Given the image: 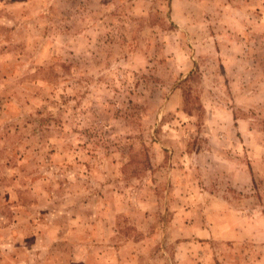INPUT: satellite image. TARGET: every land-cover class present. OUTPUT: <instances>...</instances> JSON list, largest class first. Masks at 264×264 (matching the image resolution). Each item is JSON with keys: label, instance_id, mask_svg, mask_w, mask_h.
Masks as SVG:
<instances>
[{"label": "rangeland", "instance_id": "374dc122", "mask_svg": "<svg viewBox=\"0 0 264 264\" xmlns=\"http://www.w3.org/2000/svg\"><path fill=\"white\" fill-rule=\"evenodd\" d=\"M240 213L211 263L264 264V0H0V264H165Z\"/></svg>", "mask_w": 264, "mask_h": 264}, {"label": "crops", "instance_id": "0c3cea01", "mask_svg": "<svg viewBox=\"0 0 264 264\" xmlns=\"http://www.w3.org/2000/svg\"><path fill=\"white\" fill-rule=\"evenodd\" d=\"M238 216L239 217L234 215V217L231 219L232 222L230 223L232 224V227L229 228L228 233H226L224 236L218 237L217 236L218 233L211 229L200 230V232L196 233V235H198L197 237H199V239L202 240V242L200 243L201 245H198V247L196 248L190 245H186V242H177L175 244L176 252L174 253V258L170 259L169 257L166 256V258H164L163 261L165 262V264H207V263L213 264L210 262L211 250L208 249V246H207L208 242H206L207 240L210 241L213 239H226L228 241L233 240L237 242V241H241L244 239H248V235H249V230L247 229L248 222L247 221L243 222L242 213H240V215ZM238 219H240V221H238ZM237 222L246 224L247 228L243 229V227L239 226ZM240 251H241V248L237 249L233 247L232 252L233 253L236 252L237 256L243 257L242 263H245L246 261L248 262V264L249 263L252 264L253 259L245 256L246 252L239 255ZM229 263L235 264V260L231 259Z\"/></svg>", "mask_w": 264, "mask_h": 264}]
</instances>
